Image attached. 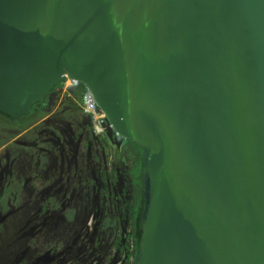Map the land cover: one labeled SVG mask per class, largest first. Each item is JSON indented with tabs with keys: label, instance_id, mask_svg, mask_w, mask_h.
Here are the masks:
<instances>
[{
	"label": "water",
	"instance_id": "water-1",
	"mask_svg": "<svg viewBox=\"0 0 264 264\" xmlns=\"http://www.w3.org/2000/svg\"><path fill=\"white\" fill-rule=\"evenodd\" d=\"M66 79L138 150L132 264H264V0H0V113Z\"/></svg>",
	"mask_w": 264,
	"mask_h": 264
},
{
	"label": "flooded vegetation",
	"instance_id": "flooded-vegetation-1",
	"mask_svg": "<svg viewBox=\"0 0 264 264\" xmlns=\"http://www.w3.org/2000/svg\"><path fill=\"white\" fill-rule=\"evenodd\" d=\"M66 79L43 104L0 113V264H132L135 145Z\"/></svg>",
	"mask_w": 264,
	"mask_h": 264
},
{
	"label": "built area",
	"instance_id": "built-area-1",
	"mask_svg": "<svg viewBox=\"0 0 264 264\" xmlns=\"http://www.w3.org/2000/svg\"><path fill=\"white\" fill-rule=\"evenodd\" d=\"M95 113L96 114L93 120V130L96 134L100 135L105 127L106 117L104 114H101L98 111H95Z\"/></svg>",
	"mask_w": 264,
	"mask_h": 264
}]
</instances>
